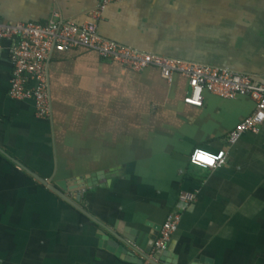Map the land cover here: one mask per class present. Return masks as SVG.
Segmentation results:
<instances>
[{"label": "crops", "instance_id": "obj_1", "mask_svg": "<svg viewBox=\"0 0 264 264\" xmlns=\"http://www.w3.org/2000/svg\"><path fill=\"white\" fill-rule=\"evenodd\" d=\"M97 6L98 0H0V21L44 25L59 13L82 26L93 22ZM98 32L256 83L264 77V0H116ZM10 46L4 42L0 52L4 152L52 185L84 182L79 204L115 234L120 222L141 231L145 247L181 195L197 193L168 264H264V125L229 142L255 111L253 99L206 91L203 106L193 107L184 102L189 81L178 74L169 82L158 68L133 72L81 49L51 57V115L41 120L32 101L9 98ZM196 149L226 150L228 164L194 166ZM8 160L0 155V264H132L100 248L103 229Z\"/></svg>", "mask_w": 264, "mask_h": 264}, {"label": "built area", "instance_id": "obj_2", "mask_svg": "<svg viewBox=\"0 0 264 264\" xmlns=\"http://www.w3.org/2000/svg\"><path fill=\"white\" fill-rule=\"evenodd\" d=\"M116 0H98V6L92 13L88 24L78 26L65 20L59 13L54 14L47 24H17L14 26L0 21V52L4 42L10 43L8 50L12 66L9 98L16 101H32L36 107V117L47 120L51 115V96L48 82V63L52 56L87 50L101 60L122 65L133 72H143L149 68H158L163 76L173 82L175 75L189 81L190 90L184 98L187 105L201 108L206 91L224 98L235 99L247 96L256 103L255 111L238 124L229 135V142L237 144L246 132L259 133L264 125V77L255 82L246 74L227 68L213 67L187 62L186 60L141 51L122 46L104 39L98 32V23L107 8ZM218 169L226 166L229 153L226 150L204 152L221 156L214 166H200ZM197 193H183L176 208L168 215L160 235L155 243V250H167L175 234L179 231L184 213L198 199Z\"/></svg>", "mask_w": 264, "mask_h": 264}, {"label": "water", "instance_id": "obj_3", "mask_svg": "<svg viewBox=\"0 0 264 264\" xmlns=\"http://www.w3.org/2000/svg\"><path fill=\"white\" fill-rule=\"evenodd\" d=\"M0 153L7 157L14 164H16L19 169L35 178L39 184L46 187L57 197H59L60 199L71 205L74 209L82 213L85 217H87L88 220L98 225L106 233L114 236L119 243L123 244V246H121L120 244L113 242L112 240H110L109 236L105 234V232L100 231V248L132 264H168L167 257L170 256L168 249L157 250L156 252L154 251L155 243L160 235V230L162 227L156 228L154 231H152V233L148 235L146 247L143 246L145 235L141 231L132 228H127L126 226H124L123 222H120L117 228H115V232L118 234L117 235L111 232L108 228H106L101 222L96 220V218H94L84 207L79 204L81 199V194L79 193V191L85 186L84 182L72 185L70 183H74L75 181L59 180L56 181L54 185H52L51 180L44 179L39 174L35 173L32 169H29L18 160L13 159L8 153L4 152V150H2L1 148ZM68 191L76 192V196H67L66 192ZM130 249L132 250V252L138 254L139 257L137 258L136 256H133L134 254L130 251ZM172 264L185 263H179V261H175ZM193 264H199V262Z\"/></svg>", "mask_w": 264, "mask_h": 264}, {"label": "clouds", "instance_id": "obj_4", "mask_svg": "<svg viewBox=\"0 0 264 264\" xmlns=\"http://www.w3.org/2000/svg\"><path fill=\"white\" fill-rule=\"evenodd\" d=\"M221 156H223V153H221L220 156H214L210 153L198 149L193 155L192 161L194 164L200 166H214L216 160L220 159Z\"/></svg>", "mask_w": 264, "mask_h": 264}, {"label": "trees", "instance_id": "obj_5", "mask_svg": "<svg viewBox=\"0 0 264 264\" xmlns=\"http://www.w3.org/2000/svg\"><path fill=\"white\" fill-rule=\"evenodd\" d=\"M1 155V154H0ZM8 162H10V163H12L13 165H14V163L12 162V161H10V160H8ZM23 173H24V175H27V176H29L32 180H34V178L31 176V175H29L28 173H26V172H24V171H22ZM36 184H39L38 183V181H36ZM41 187H44L43 185H41V184H39ZM44 188H46V187H44ZM59 198V197H58ZM60 199V198H59ZM62 200V199H61ZM63 201V200H62ZM65 202V201H64ZM66 203V202H65Z\"/></svg>", "mask_w": 264, "mask_h": 264}, {"label": "flooded vegetation", "instance_id": "obj_6", "mask_svg": "<svg viewBox=\"0 0 264 264\" xmlns=\"http://www.w3.org/2000/svg\"><path fill=\"white\" fill-rule=\"evenodd\" d=\"M154 251L156 252L157 250H155V247H154Z\"/></svg>", "mask_w": 264, "mask_h": 264}]
</instances>
